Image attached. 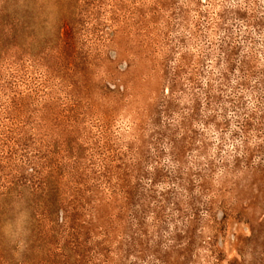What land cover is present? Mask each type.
<instances>
[{
	"label": "rangeland",
	"instance_id": "1",
	"mask_svg": "<svg viewBox=\"0 0 264 264\" xmlns=\"http://www.w3.org/2000/svg\"><path fill=\"white\" fill-rule=\"evenodd\" d=\"M0 264H264V0H0Z\"/></svg>",
	"mask_w": 264,
	"mask_h": 264
}]
</instances>
